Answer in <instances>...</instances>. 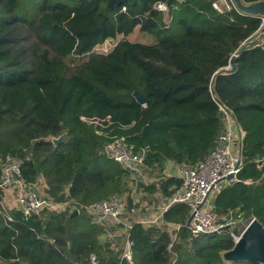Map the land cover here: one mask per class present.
<instances>
[{"label":"trees","instance_id":"16d2710c","mask_svg":"<svg viewBox=\"0 0 264 264\" xmlns=\"http://www.w3.org/2000/svg\"><path fill=\"white\" fill-rule=\"evenodd\" d=\"M215 2L0 0V160H22L28 183L40 180L57 203L71 202L29 218L7 209L10 221L0 189V264H93V256L96 264H233L223 254L234 241L200 244L185 226V205L163 217L182 225L176 240L165 225L133 227L131 262L104 238L109 224L84 211L132 193V172L108 159L105 145L125 138L144 154L138 195L169 198L180 182L159 178L166 163L204 160L227 130L224 107L245 133L244 166L241 182L213 205L219 214L240 208L264 226V179L255 164L264 157V36L250 44L263 19L232 3L218 11ZM110 41V51L97 52ZM232 59L237 69L226 72ZM145 173L157 182L147 183ZM143 204L125 200L138 214Z\"/></svg>","mask_w":264,"mask_h":264},{"label":"built area","instance_id":"2783aa9c","mask_svg":"<svg viewBox=\"0 0 264 264\" xmlns=\"http://www.w3.org/2000/svg\"><path fill=\"white\" fill-rule=\"evenodd\" d=\"M231 3V0H219L213 6L218 11H226L231 9ZM156 7L162 11L167 10L166 5L162 3L157 4ZM221 110L226 114L227 130L217 138L215 147L204 160L195 166L177 165L175 175L168 173V178L175 176L179 178L180 183L173 187L174 191L169 198L158 195L162 201L157 208L152 209L157 211L152 219L142 218L144 215H137L138 212L134 208L128 211L125 205L127 196H130L136 204L140 202L139 197H135L139 193L136 190L135 182L138 175H142L144 154H135L134 147L129 145L123 137L105 145L104 153L108 159L119 163L132 172V193L100 200L85 207L84 211L97 222L116 223L127 228L122 254L123 261L131 262L133 260L134 243L130 231L136 224L144 227L165 225L168 227L172 238H177L176 233L182 228V225L169 224L163 220L164 215L177 205L187 206L190 215L193 216L188 229L194 236L214 235L222 232L224 228H228L231 239L236 242L247 228L250 218L245 219L239 208L229 209L219 214L214 205L209 204L211 194L221 182L226 181L231 184L241 182L238 176L244 166L243 139L245 133L237 123L234 125L235 121L230 117V112L227 109L221 107ZM22 164V160L14 159L11 156L0 160V189L4 196L2 206L7 214V209H16L23 217L29 218L40 215L46 209L61 210L71 205V202L59 204L47 193L45 195L39 194L38 190L41 189L42 182L39 180L37 183H28L21 174ZM255 164L262 171L261 179H264V157L256 159ZM230 175H234V178L227 180ZM244 183L252 184L253 182L247 180ZM220 190L218 189L216 192L219 194ZM46 195L48 197H45ZM146 206L147 204L142 205L145 210H150ZM130 214L138 216L134 222L127 220ZM8 218L10 221L13 220L9 214ZM92 263L96 264L94 256Z\"/></svg>","mask_w":264,"mask_h":264},{"label":"water","instance_id":"95a60500","mask_svg":"<svg viewBox=\"0 0 264 264\" xmlns=\"http://www.w3.org/2000/svg\"><path fill=\"white\" fill-rule=\"evenodd\" d=\"M231 1L242 14L263 19L260 34L255 37L250 44L259 42L264 36V0L253 3H246L243 0ZM230 66L231 68H228L226 72H233L237 69L234 59L231 60ZM135 96L140 103H145L143 96L139 94H135ZM61 141L62 138H60L56 144H59ZM233 178L234 175H230L227 177V180H232ZM74 214H78V211H75ZM192 217L193 216L190 215L187 219V228L190 227ZM222 231L228 232V228H224ZM234 243V247L223 254L225 261L229 263L256 262L264 264V226L257 218L254 217L249 219L247 228Z\"/></svg>","mask_w":264,"mask_h":264},{"label":"rangeland","instance_id":"374dc122","mask_svg":"<svg viewBox=\"0 0 264 264\" xmlns=\"http://www.w3.org/2000/svg\"><path fill=\"white\" fill-rule=\"evenodd\" d=\"M132 38H136L140 41H144L146 40L145 37L143 38L142 36H137V35H133ZM115 41H110V42H106L103 45H101L100 47H98V53H107L108 51H110L112 49V46L115 44ZM242 126V125H241ZM243 128V126H242ZM165 173L167 174L168 172L165 171ZM164 172L161 173V176L159 177L160 179L162 178V176H166ZM148 174V173H147ZM145 173V181H147V183L152 184L153 182H157L155 181L158 177L154 176L153 174L148 175ZM160 182V181H159ZM230 182H221L218 186V188L211 194L210 199H209V204H214L215 200L218 197V193L216 192L218 189H221L220 191L224 190L228 185H230ZM41 190V193H40ZM38 190L39 194L41 195H45L46 193L43 190V185L41 187V189ZM134 195H136V193H134ZM133 195V196H134ZM160 196V195H159ZM158 195L153 196V197H149V194L147 192V195L144 196L143 193L136 195L135 197L138 198L144 202V204H148L146 206V208H150V210H145L144 209V214H138L137 215H144L142 218H147V219H152L154 218V216L156 215L157 211L152 210L153 208H157L158 205L161 203V197H159ZM45 197H48V195H46ZM50 198V197H49ZM149 199H151L149 201ZM176 208V207H175ZM240 209V208H239ZM154 214L153 216L150 217V215ZM83 215V214H80ZM84 216V215H83ZM85 217V216H84ZM132 217L134 218V220L130 221V222H134L138 216L136 215H132ZM128 222V221H127ZM109 227V235H104V238H107L110 241V245H112L113 247H111L112 250L114 251H118L117 248H120L122 251L121 254H123V250H124V246H125V232L127 231V228L123 225H119L116 223H108ZM112 228V229H111ZM174 234V233H173ZM173 239V238H172ZM177 239V238H176ZM173 239V240H176ZM231 239V236L228 232L226 231H222L220 233L214 234V235H199V243L200 244H207V243H216L219 241H226ZM120 245V246H119ZM119 246V247H118ZM110 250V249H109ZM110 250V251H112ZM109 252V251H108ZM113 252V251H112ZM108 255H110V252L108 253ZM233 264H240V262H235Z\"/></svg>","mask_w":264,"mask_h":264},{"label":"crops","instance_id":"0c3cea01","mask_svg":"<svg viewBox=\"0 0 264 264\" xmlns=\"http://www.w3.org/2000/svg\"><path fill=\"white\" fill-rule=\"evenodd\" d=\"M177 163H175V162H172V161H169V162H167L166 163V165H165V171L166 172H168V173H170V174H172V175H175L176 174V170H177ZM168 173L166 174L167 175V178L169 177L168 176ZM172 178H175V180L176 179H178L179 180V178H177V177H175V176H173ZM155 181H157V179L155 180ZM180 182V181H179ZM175 186V185H174ZM170 188H172V186H170ZM162 196V195H161ZM154 214H152V215H150V216H153Z\"/></svg>","mask_w":264,"mask_h":264},{"label":"clouds","instance_id":"9594fccd","mask_svg":"<svg viewBox=\"0 0 264 264\" xmlns=\"http://www.w3.org/2000/svg\"><path fill=\"white\" fill-rule=\"evenodd\" d=\"M79 213V212H78Z\"/></svg>","mask_w":264,"mask_h":264}]
</instances>
